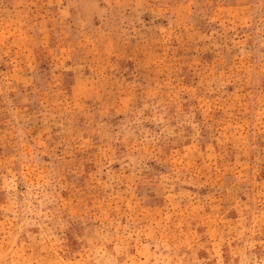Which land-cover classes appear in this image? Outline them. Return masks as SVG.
I'll use <instances>...</instances> for the list:
<instances>
[{"label": "rangeland", "instance_id": "rangeland-1", "mask_svg": "<svg viewBox=\"0 0 264 264\" xmlns=\"http://www.w3.org/2000/svg\"><path fill=\"white\" fill-rule=\"evenodd\" d=\"M0 264H264V0H0Z\"/></svg>", "mask_w": 264, "mask_h": 264}]
</instances>
